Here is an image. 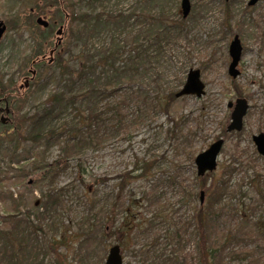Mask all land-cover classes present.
Segmentation results:
<instances>
[{
  "label": "rangeland",
  "instance_id": "1",
  "mask_svg": "<svg viewBox=\"0 0 264 264\" xmlns=\"http://www.w3.org/2000/svg\"><path fill=\"white\" fill-rule=\"evenodd\" d=\"M182 1L152 2L151 9L155 14L163 13L160 15L163 21L178 20L179 34L166 39L161 46L163 53L157 70L163 74L164 87L155 85V78L135 83L133 98H129L122 107V115L119 118L108 116L101 123L93 147L81 150L83 168L90 175L87 181L89 188L79 183L78 161L71 160L57 179L58 187L68 190L64 203L45 213L41 200L46 184L40 183L38 173L32 170L31 158L45 153L47 160L52 162L60 153L59 147L54 140L47 144L46 140L38 143L32 139L23 144L19 156L12 162L13 154L4 138H0V227L7 235V241L3 234L0 236V264H20L19 252L13 255L11 247V243L17 240L10 237L22 234L25 225L20 229L16 225L24 220L27 212L34 220L43 216L42 231L34 235L30 249H23L31 250L35 259L33 264H73L74 249L78 245L83 218L87 215L85 194H98L102 204L106 196L118 194L119 185L125 188L121 202L123 210L128 202H134L136 207L130 209L129 219L135 217L141 224L134 239L127 240L123 233H118L95 246L90 264H96L100 255L103 258L101 264H106L109 250L115 244L121 246L123 264H141L145 260L146 264H155V256L160 253L165 256L173 250L174 244L168 240L170 219L174 216L177 223L186 221L196 211L194 189L198 191L200 200L201 193L205 192L203 203L198 201V205L205 204L209 190L217 181L223 180L227 172H231L226 176L230 177L232 196L240 215L247 221L242 230L238 226L239 220L232 218L229 210L219 208L222 220L217 223V234L221 236L226 228L234 229V234L237 228L242 230L241 238L227 249L220 264H264V158L257 153L253 142V136L264 134V0H257L255 5L250 4L252 0H190L192 9L187 18H183ZM143 2L147 3V0ZM160 4H163L164 12L158 7ZM13 6L15 3L11 0H0V20L7 26L0 41V79L6 86L12 83L10 90L13 96L29 99L23 109L19 104L14 106L15 109L10 107L15 111L16 121L21 122L27 112L33 115L51 93L60 90L59 84L52 82L45 90L36 92L38 76L44 72L42 77H47L51 60L66 44L70 21L64 12L65 4L58 6L40 2L42 9L33 10V16L30 5ZM78 6L72 7V11L80 10ZM83 6L84 10L88 9ZM121 7L130 12L141 4L137 5V0H123ZM38 17L49 21L48 31L37 25ZM182 19L185 20L184 25L180 22ZM136 22L137 17L131 20L128 30H118V36L127 49L133 46ZM63 27L64 38L56 52L61 36L58 31ZM47 35L50 36V45L44 54L35 57L32 50ZM235 36L240 37L244 47L238 67L241 74L237 79L228 73L232 62L229 46ZM38 62H44L43 70L35 66ZM192 69L201 70L206 95L201 98L176 97V101L168 103V109L157 110L152 104L155 94L167 95L171 90L180 92ZM139 91L146 95L144 102L139 98ZM241 97L250 105L244 118V129L241 133H228L233 113V108L229 109L228 105L230 102L236 104ZM5 131L0 124V134ZM221 138L224 139V147L218 168L199 177L196 158ZM49 145L53 146L46 151ZM35 146H39L37 151L33 150ZM136 165L144 169L141 171L144 177L132 181L126 177V183L122 185V176ZM123 210L120 209L117 227L125 215ZM11 214H19L16 216L18 220L10 219ZM106 228L110 233L115 227L108 224ZM101 232L98 231L99 234ZM154 245L160 249H153ZM148 249L153 250L145 256ZM184 254L191 256L189 262L192 264V242ZM157 263L162 264L161 261Z\"/></svg>",
  "mask_w": 264,
  "mask_h": 264
},
{
  "label": "trees",
  "instance_id": "2",
  "mask_svg": "<svg viewBox=\"0 0 264 264\" xmlns=\"http://www.w3.org/2000/svg\"><path fill=\"white\" fill-rule=\"evenodd\" d=\"M11 1L15 3L13 6L15 8L30 5L32 16L33 10L42 9L40 2L58 6L65 4L66 10L63 11L70 21L66 44L62 46L61 51L58 52L60 45L56 49L58 53L47 69L50 70L47 77L45 79L42 77L44 72L38 76L36 92L45 90L52 82L58 83L60 90L51 93L33 115L31 112H27L21 122L16 121L15 111L11 110L10 123L6 126L1 125L6 131L0 134V138H4L8 145L7 148L9 147L13 154L12 162H15L14 157L19 156L23 144L32 139L38 143L39 140H46L47 144L49 140H54V144L59 147L60 153L52 162L47 160L45 153L31 158L33 159L32 170L38 173L39 182L46 184V190L42 193L41 205L45 213H49L50 210L57 209L64 203L63 198L68 190L58 187L57 179L66 171L67 164L71 160L78 161L77 179L79 183L85 188H89L87 181L90 175L83 168L81 150L93 147L94 141L100 133L101 123L105 122L108 116L119 118L122 115L124 110L122 107L129 98H133L134 84L143 82L146 78L151 80L155 78L154 81L157 83L154 84L159 88L164 87L163 74L157 70V66L161 65L163 53L161 46L166 39L179 34L178 20L163 21L160 16L163 13L155 14V11L151 9L153 0H147V3H144V0H137V5L140 3L141 7H136L130 12L120 8L123 0ZM111 4L113 5L111 6ZM77 5L80 10L72 11L71 8ZM83 5H86L88 9L84 10ZM162 5L160 4L158 7H161L164 12ZM135 17H137V22L133 32L137 31V33L132 39L133 46L127 49L118 36V30H128L131 20ZM180 22L184 25L185 20L182 19ZM44 29L48 31L50 26ZM43 39V41H38V47L32 50L35 57L44 54L50 45V36L47 35ZM35 42L37 43V39ZM42 64L44 62H38L35 66L43 70ZM11 86L12 83L6 86L0 79V97L5 99L9 106L11 105L10 107L14 108L19 104L23 109L29 99L21 100L13 96L10 90ZM176 93V90L169 91L167 95L157 93L152 104L156 105L157 110L168 109L170 106L168 103L176 101ZM138 95L142 102L147 100L143 91H139ZM165 106L167 107L165 108ZM65 114H68L67 117H64ZM52 146L49 145L46 151ZM38 149L39 146L33 148L35 151ZM142 170L144 169L136 165L133 170L122 176L124 181H121V184L126 183V177H130L131 181L143 178L145 174L141 172ZM230 173L227 172L228 175ZM227 174L225 173L223 180L217 181L213 189L209 190L208 200L203 205H198V201L201 203V200L198 191L194 189L196 211L182 223H177L174 216L172 218L174 221L170 219L168 240L169 243L174 244V247L165 256L161 253L159 256H155V264H158V261H161L162 264H190L191 256L184 253L187 245L191 242L194 252L192 264H220L221 261L223 262V259L220 261L221 257L224 253L226 254L227 249L233 243L239 240V237L241 238L242 227L247 221L240 215L238 204L232 196V187L229 186L230 177L226 176ZM117 188L118 194L106 196V201L102 204L99 203L98 194L93 192L85 194L84 206L87 215L83 218L78 245L74 249L73 264H90L95 246L101 245L104 239L113 238L118 233H123L127 240L135 238L141 222H137L135 217L133 220L129 219V212L136 205L134 202H128L123 210L122 192L125 188L120 185ZM219 208L229 210L231 217L239 220L238 226L242 230L237 228L238 231L234 234V229L226 228L224 234L221 236L217 234V223L222 220ZM120 209L124 211L125 215L122 223L117 227ZM18 215L11 214L9 218L18 220L16 217ZM24 217V220L21 223L18 221L16 225L18 229L23 224L25 225L22 234H13V237H10L17 240L16 243H11V247L13 255L19 252L17 256L20 264H33L35 259L32 257L31 250L24 251L23 249H28L34 235L42 231L43 216H37L34 220L31 213L27 212ZM185 223L189 226H186ZM108 224L115 227L110 233L106 228ZM190 228H192L191 232ZM99 230H102L100 234ZM2 234L4 235L3 239L7 241L5 238L7 235L0 227V236ZM126 243L128 242L126 241ZM153 249L159 250L160 247L154 245ZM153 249H148L145 256L151 254ZM24 256L26 257L23 258ZM102 260L100 255L96 264H101ZM12 264L18 263L13 262ZM141 264H146V260Z\"/></svg>",
  "mask_w": 264,
  "mask_h": 264
},
{
  "label": "water",
  "instance_id": "3",
  "mask_svg": "<svg viewBox=\"0 0 264 264\" xmlns=\"http://www.w3.org/2000/svg\"><path fill=\"white\" fill-rule=\"evenodd\" d=\"M257 0H252L250 4L255 5ZM182 11H183V18H187L188 15L191 13V1L190 0H183L182 4ZM36 23L43 28L49 27V21L46 18L39 17L36 20ZM7 31V26L0 20V41L4 37ZM58 35H61L58 38V44L56 45L55 50L58 46L62 43L64 38V27L58 31ZM243 47L241 46V41L239 37H236L235 40L230 45V56L233 58L232 63L229 66V73L233 78H237L240 75V71L237 69L239 62L241 60ZM54 51L51 52V57L53 56ZM53 59L51 60V62ZM201 70H190L186 84L184 87L176 94V97L179 99L181 97H188V96H196L197 98H201L206 95L205 89L206 85L201 80ZM28 85V84H27ZM237 106L234 113L232 114L231 118V125L228 126L227 132L232 133V131L241 132L244 127V118L249 112V104L248 101L245 99H238ZM234 103L230 102L229 108L233 107ZM10 110L7 108L6 116L1 118V121L4 125H7L10 122V118L8 117ZM254 143L257 145L258 152L264 158V134H260L259 136L253 137ZM224 147V140H218L211 144V147L206 151H203L198 157L196 158L195 164L197 166V175L202 177L208 173H212L215 171L218 166V159L221 156L222 149ZM205 192L201 193V202L204 201ZM123 256H122V249L119 245L115 244L109 250V255L106 261V264H123Z\"/></svg>",
  "mask_w": 264,
  "mask_h": 264
},
{
  "label": "flooded vegetation",
  "instance_id": "4",
  "mask_svg": "<svg viewBox=\"0 0 264 264\" xmlns=\"http://www.w3.org/2000/svg\"><path fill=\"white\" fill-rule=\"evenodd\" d=\"M236 37H238V36H235V38ZM240 38V37H239ZM235 40V39H234ZM240 41H241V39H240ZM231 45V44H230ZM241 46H242V43H241ZM229 48H230V46H229ZM243 49H244V47H243ZM229 54H230V50H229ZM242 54H243V51H242ZM231 57V56H230ZM241 57H242V55H241ZM241 60H242V58H241ZM240 60V61H241ZM232 61H233V58H232ZM232 63V62H231ZM240 63V62H239ZM238 67H239V65H238ZM238 67H237V69H238ZM239 71H240V74H241V70L240 69H238ZM229 73V72H228ZM35 74H36V72L34 71L33 72V75L35 76ZM229 75H230V73H229ZM231 76V75H230ZM202 77V76H201ZM232 77V76H231ZM240 77V75L237 77V78H239ZM233 78V77H232ZM237 78H233V79H237ZM202 80V79H201ZM204 82V81H203ZM238 99H245V98H243V97H241V98H238ZM237 99V100H238ZM246 100V99H245ZM248 101V100H247ZM234 103V102H233ZM248 104H249V101H248ZM236 106H237V101H236V104H234V106L233 107H231V108H233V110H232V112L235 110V108H236ZM249 107H250V105H249ZM7 108L10 110V113H9V115L8 116H10V114H11V109H10V106H9V103L7 102V101H5V99H3V98H0V124L1 125H4L3 123H2V121H1V117H3L4 115H7L6 114V111H7ZM228 108H229V105H228ZM231 108H229V109H231ZM234 113V112H233ZM232 113V114H233ZM248 114V113H247ZM246 117V116H245ZM231 118H232V115H231ZM5 126V125H4ZM244 126H245V122H244ZM228 128V127H227ZM243 129H244V127H243ZM242 129V130H243ZM232 132H234V133H241V132H238V131H232ZM261 134H263V133H261ZM256 136V135H255ZM259 136V135H258ZM254 137V136H253ZM222 139V138H221ZM220 139V140H221ZM224 140V139H223ZM218 141V140H217ZM254 142V141H253ZM212 144V143H211ZM255 145H256V143H255ZM211 147V146H210ZM256 149H257V145H256ZM257 153H259L258 152V150H257ZM259 155L260 156H262L260 153H259ZM263 157V156H262Z\"/></svg>",
  "mask_w": 264,
  "mask_h": 264
}]
</instances>
